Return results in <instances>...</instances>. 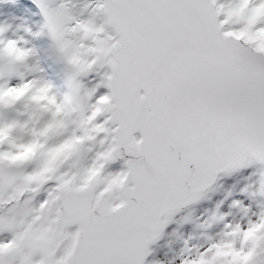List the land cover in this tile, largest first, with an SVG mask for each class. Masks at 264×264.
<instances>
[{
	"label": "snow or ice",
	"instance_id": "6c2138e0",
	"mask_svg": "<svg viewBox=\"0 0 264 264\" xmlns=\"http://www.w3.org/2000/svg\"><path fill=\"white\" fill-rule=\"evenodd\" d=\"M33 3L43 19L24 33L47 36L68 74L59 93L29 40L0 23V95L28 89L0 103V129L43 145L23 163H0V264H145L149 245L221 174L257 165L241 190L250 202H232L240 219L181 264H230L233 254L264 264V48L250 38L264 34L255 17L264 0ZM91 72L100 79L85 87ZM40 90L68 109L64 127L33 102ZM69 143L49 167L47 154ZM222 203L198 227L224 221Z\"/></svg>",
	"mask_w": 264,
	"mask_h": 264
},
{
	"label": "rangeland",
	"instance_id": "374dc122",
	"mask_svg": "<svg viewBox=\"0 0 264 264\" xmlns=\"http://www.w3.org/2000/svg\"><path fill=\"white\" fill-rule=\"evenodd\" d=\"M4 1V16L8 18V26L16 27V36H25L29 40V46L33 47L37 52H41L45 56L47 63L40 65L44 70L43 75L51 81L59 93L65 91V80L67 79L68 68L57 58L55 51L51 46V41L47 36L34 38L24 33L23 26H29L33 32L38 30L39 24L42 22V15L33 0H3ZM83 2V0H81ZM78 10V9H77ZM10 36L9 34H7ZM37 56V55H36ZM40 57V55H39ZM46 66V67H45ZM50 67V68H49ZM101 73L103 69L99 70ZM95 74L97 72H91ZM30 78V77H29ZM18 82L14 78L11 83ZM243 169L231 176L221 174L213 188L207 191L205 198L200 201L183 208L177 213L165 229L161 237L150 244V254L146 258L145 264H152L153 261H161L163 264H181L182 259L189 257L190 251L195 252L197 248L203 250L207 247L208 237H217V234L223 229L224 223L235 222L240 219L239 209L232 206L234 200H240L244 204L250 202L247 192L241 190L246 185L251 184V180H255L253 176L251 180L246 179L255 168ZM229 193H231L229 195ZM220 201L218 214L230 213L222 222L212 224L211 227H198L203 223L213 211H217L216 205ZM184 216H190V220L182 222Z\"/></svg>",
	"mask_w": 264,
	"mask_h": 264
},
{
	"label": "clouds",
	"instance_id": "9594fccd",
	"mask_svg": "<svg viewBox=\"0 0 264 264\" xmlns=\"http://www.w3.org/2000/svg\"><path fill=\"white\" fill-rule=\"evenodd\" d=\"M235 15L237 17L243 18L244 11L243 9L238 10ZM264 16V9H260L255 13V17ZM254 18L249 19V23H254ZM251 39L256 40L259 45L264 48V34H256L250 37ZM9 54L17 53L18 55H26L24 52H20L15 45H10L7 49ZM78 59V57H75ZM28 91L27 88L10 91L3 95H0V103L11 104L14 103L16 100L23 97L26 92ZM32 100L36 104H41L46 109H55L53 113V122L52 127L55 128H62L65 125V122L68 118L69 111L62 105H57L55 99L47 95L45 90H40L37 92L33 97ZM60 117V119H57ZM46 134V133H45ZM7 142L9 147L4 152H0V163H7V164H19L23 163L27 160H30L43 146L39 139H34L31 143L28 144H21L18 143L14 138H11L9 135L8 129H0V143ZM73 148V144L69 143L64 146H61L58 149L52 150L47 154L49 167L55 164L57 160L61 157L67 158V156L71 153ZM254 235V234H253ZM254 238L258 241L260 237ZM221 256H227L229 253L221 251L219 253ZM250 259L247 255H240V254H233L230 264H248V260Z\"/></svg>",
	"mask_w": 264,
	"mask_h": 264
},
{
	"label": "bare ground",
	"instance_id": "6f19581e",
	"mask_svg": "<svg viewBox=\"0 0 264 264\" xmlns=\"http://www.w3.org/2000/svg\"><path fill=\"white\" fill-rule=\"evenodd\" d=\"M4 7H5L4 6V1L0 0V23L7 25L8 24V18L5 19V16H4V13H5L4 9L5 8ZM15 29H16V27H14V26L12 27L11 24H10L9 27H8V31H7V33L5 35L7 37H9V38H13V39L17 38V36H16L17 31ZM7 34H9L10 36H8ZM27 46L30 47L29 45H27ZM36 54H37L36 59L39 61V64L41 66L44 65L45 63H47V59L45 58V56H42L41 52H37ZM39 55H40V57H39ZM80 79H81V81H82V83L84 84L85 87H91L93 84H95L100 79V76L97 73H95V74L89 73L86 76H82ZM105 91H106V89L101 87L98 90L97 95L102 94ZM117 166L118 165H114V167H117Z\"/></svg>",
	"mask_w": 264,
	"mask_h": 264
}]
</instances>
